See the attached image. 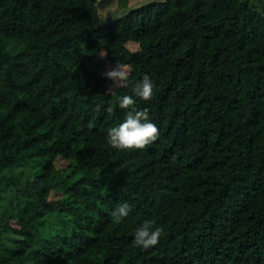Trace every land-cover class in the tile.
<instances>
[{"label": "trees", "instance_id": "16d2710c", "mask_svg": "<svg viewBox=\"0 0 264 264\" xmlns=\"http://www.w3.org/2000/svg\"><path fill=\"white\" fill-rule=\"evenodd\" d=\"M99 2L0 0V264H264V11L163 0L103 25ZM116 65L128 88L102 75ZM145 74L154 95L134 107L158 139L111 149ZM49 214L70 231L44 239ZM145 220L148 250L132 242Z\"/></svg>", "mask_w": 264, "mask_h": 264}, {"label": "clouds", "instance_id": "9594fccd", "mask_svg": "<svg viewBox=\"0 0 264 264\" xmlns=\"http://www.w3.org/2000/svg\"><path fill=\"white\" fill-rule=\"evenodd\" d=\"M106 76L112 83H118L128 88V74L118 65L106 71ZM155 84L149 75L145 74L132 86V94L120 98L119 108L125 110L124 119L111 127L106 134V143L111 149L120 152L143 150L158 139V127L150 119L147 108L137 110L134 106L136 99L145 102L152 99ZM111 111V109H109ZM131 205L125 201L119 204L111 213L117 221H123L130 214ZM161 230L154 227L151 220H145L134 230L133 245L142 250H148L159 243Z\"/></svg>", "mask_w": 264, "mask_h": 264}, {"label": "rangeland", "instance_id": "374dc122", "mask_svg": "<svg viewBox=\"0 0 264 264\" xmlns=\"http://www.w3.org/2000/svg\"><path fill=\"white\" fill-rule=\"evenodd\" d=\"M163 0H100L98 3V11L100 22L103 25H108L114 21L123 18L133 10L145 7L155 2ZM250 6L258 11H264V0H244ZM131 51L136 49V46H129ZM114 67H108L107 71ZM128 74L127 68H120ZM117 84L118 83H114ZM57 168L64 167V164L58 162ZM0 210L10 201L11 194L7 191L0 192ZM55 199V198H54ZM38 229L44 239L51 238L57 234H64L70 231L71 223L68 215L49 214L38 223ZM3 239L12 244L16 241V237L12 235L4 236Z\"/></svg>", "mask_w": 264, "mask_h": 264}]
</instances>
